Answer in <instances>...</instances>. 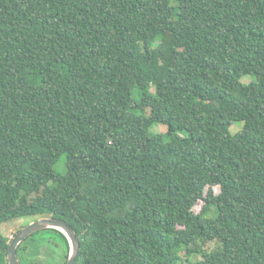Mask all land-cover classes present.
<instances>
[{"label": "trees", "instance_id": "trees-1", "mask_svg": "<svg viewBox=\"0 0 264 264\" xmlns=\"http://www.w3.org/2000/svg\"><path fill=\"white\" fill-rule=\"evenodd\" d=\"M44 216L75 264H264V0H0V264Z\"/></svg>", "mask_w": 264, "mask_h": 264}, {"label": "rangeland", "instance_id": "rangeland-1", "mask_svg": "<svg viewBox=\"0 0 264 264\" xmlns=\"http://www.w3.org/2000/svg\"><path fill=\"white\" fill-rule=\"evenodd\" d=\"M255 77L251 74L245 75L242 77L243 83H249L254 80ZM243 123L241 121H236L230 128L232 134H236L242 128ZM151 132L154 134H163L166 139H169L168 135V126L163 123H156L151 127ZM65 158V157H64ZM218 191V189H216ZM203 201L199 202L195 206L196 212H199L202 209ZM38 217H23L19 219H14L8 222H5L2 226V232L10 239L13 238L14 233L25 224H29L34 221ZM38 232V231H37ZM34 234V233H33ZM25 243H33L38 249L46 252L45 260L47 264H62L64 262V244L62 239L57 235L54 231L50 230H39V233L34 235H30L26 238ZM214 246L213 243L208 244L209 248ZM182 256L185 258V253L183 252ZM202 257L198 254H193L190 256L189 260L184 262L187 264L188 262L198 261Z\"/></svg>", "mask_w": 264, "mask_h": 264}, {"label": "water", "instance_id": "water-1", "mask_svg": "<svg viewBox=\"0 0 264 264\" xmlns=\"http://www.w3.org/2000/svg\"><path fill=\"white\" fill-rule=\"evenodd\" d=\"M46 228H55L62 231L70 245V251L66 264H75L81 251V238L75 228L65 219L53 216H44L25 225L10 241L8 249L9 264H21L17 252L19 245L33 233Z\"/></svg>", "mask_w": 264, "mask_h": 264}]
</instances>
